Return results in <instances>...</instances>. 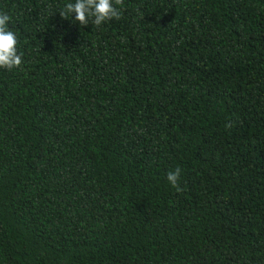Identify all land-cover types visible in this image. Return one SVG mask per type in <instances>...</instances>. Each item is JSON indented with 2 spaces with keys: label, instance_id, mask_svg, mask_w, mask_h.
Returning a JSON list of instances; mask_svg holds the SVG:
<instances>
[{
  "label": "trees",
  "instance_id": "16d2710c",
  "mask_svg": "<svg viewBox=\"0 0 264 264\" xmlns=\"http://www.w3.org/2000/svg\"><path fill=\"white\" fill-rule=\"evenodd\" d=\"M0 264H264V0H0Z\"/></svg>",
  "mask_w": 264,
  "mask_h": 264
}]
</instances>
